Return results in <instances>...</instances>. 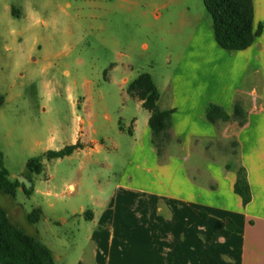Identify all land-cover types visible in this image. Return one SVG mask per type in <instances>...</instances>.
I'll return each instance as SVG.
<instances>
[{
	"label": "rangeland",
	"instance_id": "obj_1",
	"mask_svg": "<svg viewBox=\"0 0 264 264\" xmlns=\"http://www.w3.org/2000/svg\"><path fill=\"white\" fill-rule=\"evenodd\" d=\"M183 8L210 20L203 0H0V160L10 181L26 177L33 187L29 196L21 187L13 198L0 195V205L56 264H92L89 223L72 213L91 209L95 186H106L109 197L116 184L141 185L158 173L150 160L130 159V123L143 110L120 83L138 72L160 85L175 72L185 36L167 29ZM222 81L216 74L214 92ZM78 119L87 147L43 158L42 172L28 174L30 158L69 145ZM216 145L233 149L224 139ZM34 209L41 218L29 223Z\"/></svg>",
	"mask_w": 264,
	"mask_h": 264
},
{
	"label": "crops",
	"instance_id": "obj_2",
	"mask_svg": "<svg viewBox=\"0 0 264 264\" xmlns=\"http://www.w3.org/2000/svg\"><path fill=\"white\" fill-rule=\"evenodd\" d=\"M252 4L253 27H263L243 51L218 47L210 20L197 21L186 8L176 13L177 23L167 31L185 38L175 72L160 85L149 74L159 93V109L173 110L170 146L156 155L150 144L149 113L131 97L143 112L130 123V159L150 160L146 163L158 173L141 185L116 184L109 197L106 186H95L98 195L91 209L72 213L89 223L92 264H264V118L254 120L264 114V0ZM158 29L165 31L166 26ZM139 74L124 77L120 85L127 88ZM216 74L223 81L214 92ZM235 103L246 112L242 127L233 120L213 125L205 119L208 104L231 116ZM80 124L78 119L69 144L79 142L85 149ZM220 139L238 144L237 157L233 147L218 149ZM229 163L246 171L251 201L245 207L233 193L235 171L226 170ZM225 218L242 233L224 237ZM77 264L86 263L80 258Z\"/></svg>",
	"mask_w": 264,
	"mask_h": 264
},
{
	"label": "trees",
	"instance_id": "obj_3",
	"mask_svg": "<svg viewBox=\"0 0 264 264\" xmlns=\"http://www.w3.org/2000/svg\"><path fill=\"white\" fill-rule=\"evenodd\" d=\"M203 5L210 19L214 41L221 49L230 52L246 50L253 44L255 38L261 35L263 25L259 24L255 29L253 27L252 0H203ZM127 94L139 100L141 107L149 113L150 144L156 155L160 157L171 139L173 110L159 109L157 105L159 93L148 73H141L130 82L127 86ZM204 116L213 125L217 122L233 120L238 127H242L247 120L246 112L238 103L233 105L231 116L222 107L208 104L204 110ZM231 146L234 148L232 155L237 157L238 144L232 142ZM81 149L83 145L77 142L59 150H47L42 156L30 158L26 162V171L30 175H38L43 170L41 162L43 158L46 161L62 159ZM225 168L235 171L233 193L239 197L242 207H245L251 201V193L244 167L229 163ZM18 187H21L27 196L32 194L33 187L26 190L17 180L10 181L8 171L0 160V195L13 198ZM40 218V209H34L28 215L27 221L36 223ZM222 225L224 237L233 233H242V230L228 218L223 219ZM0 264H56L50 249L37 236L27 234L15 225L1 205Z\"/></svg>",
	"mask_w": 264,
	"mask_h": 264
},
{
	"label": "water",
	"instance_id": "obj_4",
	"mask_svg": "<svg viewBox=\"0 0 264 264\" xmlns=\"http://www.w3.org/2000/svg\"><path fill=\"white\" fill-rule=\"evenodd\" d=\"M18 183L23 185L26 190H30L32 188L31 181L26 177H18Z\"/></svg>",
	"mask_w": 264,
	"mask_h": 264
}]
</instances>
